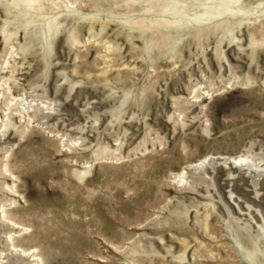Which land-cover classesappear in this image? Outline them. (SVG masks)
<instances>
[{"label":"rangeland","instance_id":"rangeland-1","mask_svg":"<svg viewBox=\"0 0 264 264\" xmlns=\"http://www.w3.org/2000/svg\"><path fill=\"white\" fill-rule=\"evenodd\" d=\"M0 264H264V0H0Z\"/></svg>","mask_w":264,"mask_h":264},{"label":"bare ground","instance_id":"bare-ground-1","mask_svg":"<svg viewBox=\"0 0 264 264\" xmlns=\"http://www.w3.org/2000/svg\"><path fill=\"white\" fill-rule=\"evenodd\" d=\"M240 160H241V158H237V159H235L236 162H237V161L239 162ZM201 165H202V164H197V166L195 165V168H194V169H195V170L198 169L199 167H201Z\"/></svg>","mask_w":264,"mask_h":264}]
</instances>
